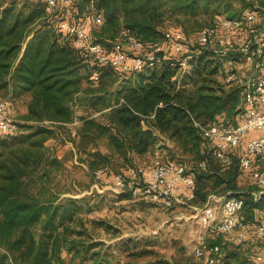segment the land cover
<instances>
[{"label":"trees","instance_id":"1","mask_svg":"<svg viewBox=\"0 0 264 264\" xmlns=\"http://www.w3.org/2000/svg\"><path fill=\"white\" fill-rule=\"evenodd\" d=\"M78 2L70 8L72 19L101 14L103 23L92 32V40L107 48L125 31L151 44L162 39L165 25L188 32L190 24L216 25L227 11L219 0H82L85 11L74 7ZM247 6L242 0L241 10ZM251 7L264 9V0H255ZM62 12L48 13L45 0H0V94L25 108L19 135L0 139V264H67L63 252L72 261L110 264L102 251L105 243L93 241L87 228L89 198L62 197L54 188L53 176L64 165L46 146L49 140L71 142L94 175L118 158L127 164L115 173L125 171L134 165L133 157L165 137L194 157L191 202L198 205L213 194L211 179H217L212 186L224 185L226 194H236L241 174L237 156L244 145L233 155L223 180L211 171L214 155L193 124L221 114L231 120L241 115L243 90L220 80L224 62L238 60L239 53L227 49L224 56L223 50L197 46L199 53L186 74L178 76L171 65L176 57L171 56L160 68L136 73L134 80L123 79L116 86L121 74L92 63L60 30ZM95 73L97 80L92 79ZM203 161L205 168L199 166ZM245 195L243 216L247 211L248 217L256 210L264 213V197L255 201L251 193ZM89 222L111 229L103 221ZM221 264L247 263L239 254H225Z\"/></svg>","mask_w":264,"mask_h":264},{"label":"built area","instance_id":"2","mask_svg":"<svg viewBox=\"0 0 264 264\" xmlns=\"http://www.w3.org/2000/svg\"><path fill=\"white\" fill-rule=\"evenodd\" d=\"M77 0H45L48 13L63 11L60 30L68 33L77 49L85 51L92 63L112 68L123 76H130L144 70L160 68L164 60L175 56L172 67L178 69V76L190 71V61L199 53L195 51L182 28L168 29L160 41L147 44L125 31L111 48L92 40V32L103 23L101 14L75 21L70 8ZM248 6L234 18L220 17L214 26L204 27L197 37L198 46H215L225 53L233 49L240 54V60L251 65V72L244 77L243 110L234 120L225 114L205 124L193 121L194 126L206 141L222 167H227L243 144L238 157V170L248 173L258 191L253 193L255 201L264 196V9L251 7L255 0H244ZM257 10V11H256ZM223 50V51H222ZM230 64L233 62L230 61ZM236 71H229L225 82L234 84ZM97 74L92 76L97 80ZM17 110L8 99L0 98V137L19 133ZM205 168L203 161L199 164ZM103 170L94 173L96 182L102 183ZM107 176V175H106ZM113 184L119 194L142 197L166 209L182 201H192L195 196V171L184 163L155 156L148 164L132 165L113 177ZM209 222L214 214L209 207L205 211ZM244 199L229 195L223 198L222 214L216 224L217 235L222 243L207 246L201 240L194 249L196 257L206 264H221L224 258L222 244H240L251 239V229L245 221ZM252 236L264 246V216L255 225ZM253 264H264V253L254 255Z\"/></svg>","mask_w":264,"mask_h":264},{"label":"rangeland","instance_id":"3","mask_svg":"<svg viewBox=\"0 0 264 264\" xmlns=\"http://www.w3.org/2000/svg\"><path fill=\"white\" fill-rule=\"evenodd\" d=\"M219 1L222 4V9L227 10L223 13L225 14L223 16L229 13L235 14V16L240 14L242 0ZM82 3V0H79L77 6L74 7L82 10ZM207 24L203 23L200 26L190 24L188 25V32L185 30L187 38L195 51H197L196 47L198 46V34L204 27L208 26ZM181 27L169 24L165 25L163 31ZM207 48L215 49L219 52L218 47L208 46ZM223 55L228 56L225 53ZM232 62V64L228 63V61L224 62L220 80L222 84H225L226 73L234 70L237 73V80L232 84V87L242 89L241 83L244 81V77L251 72V65L244 61L242 62L240 59ZM136 76L131 75L125 78L119 75V81H117L116 86L125 79L134 80ZM0 98L10 100L4 94H0ZM12 103L17 110V119L21 122L19 116L25 111L24 105L22 102L13 101ZM237 116L239 114L233 118L235 119ZM19 133L14 136L0 137V139H11L19 135ZM46 146L51 148V152L64 165L63 170L53 176L55 190L60 192L62 197L74 199L89 198L87 204L91 206L92 211L85 216L88 220L87 228L91 232L93 241L105 243L102 251L109 258L110 264H206L204 259L198 258L194 254V249L198 243L201 240H205L207 246L212 243H222L220 236L217 235L216 224L221 218L223 198L228 196L229 193L226 194L223 191L224 185L219 187L212 186L217 180L216 177L209 181L213 194L210 195L204 205L193 204L191 201L184 200L173 208L166 209L150 202L146 198L125 197L127 195L117 193L113 184V177L116 174L114 170L123 168L127 162L118 158L117 161L109 165V169H99L103 170L105 175L101 178L102 183H98L92 171L89 170L87 163L77 156L71 142L62 143L59 139H52L46 142ZM207 146L208 150L209 144ZM100 149L106 152L103 145L100 146ZM156 155L167 160L184 163L189 168H194V157L182 153L165 137H161L157 144L147 153L133 157L132 161L135 165L148 164ZM213 165H211V171L216 176H219L218 173H220L223 180L227 179V168L222 167L215 157ZM235 184L237 187L235 190L236 194L230 193V195H241V197L246 199V192L241 188L242 185H237L238 182H235ZM256 190L257 188L253 186L252 192ZM209 207L214 214L212 222L206 219L205 211ZM247 215H250L248 211L247 213L245 212L244 218L248 222L250 229H252L258 224L260 216H255L254 214L253 217H248ZM90 220L103 221L111 226V229L93 225L89 222ZM261 246L264 247L252 235L250 241L242 245L233 243L222 244L226 255L240 254L242 252L238 251L240 249L244 251L248 260ZM62 256L67 264H84L80 258L72 261L71 256L66 252H63ZM88 256L90 257V253Z\"/></svg>","mask_w":264,"mask_h":264},{"label":"crops","instance_id":"4","mask_svg":"<svg viewBox=\"0 0 264 264\" xmlns=\"http://www.w3.org/2000/svg\"><path fill=\"white\" fill-rule=\"evenodd\" d=\"M215 157V156H214ZM236 182H238V184L237 185H242V187L241 188H243L244 189V192H246V193H251V195L253 194V193H255V192H257L258 191V188L254 185V183L252 182V180L250 179V177H249V175H248V173H241L239 176H238V178H237V181ZM253 186L254 187H256L257 188V190L254 192H252V189H253ZM230 193V192H229ZM253 196V195H252ZM262 197H264V196H262ZM261 197V198H262ZM257 213V214H256ZM260 216V219H261V217H263L264 216V213L262 212V211H255V216ZM252 231H253V229H251V235H252ZM254 238V237H253ZM250 241V240H249ZM262 247V246H261ZM261 247L260 248H258V250L257 251H255V254H257V253H260V252H262V253H264V247H262V249H261ZM238 251H242V252H240V256L242 257V255H244V257H242L241 259L243 260V261H245L247 264L249 263V264H253V262H252V260H253V257H254V255L255 254H253L252 256H251V259L249 258V260L247 259V256L245 255V253H244V251L243 250H240V249H238ZM224 254H225V252H224Z\"/></svg>","mask_w":264,"mask_h":264}]
</instances>
